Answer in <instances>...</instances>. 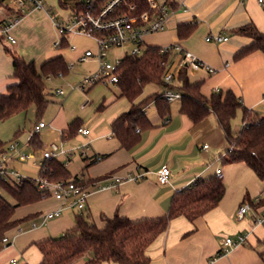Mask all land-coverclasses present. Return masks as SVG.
<instances>
[{
	"label": "crops",
	"instance_id": "crops-1",
	"mask_svg": "<svg viewBox=\"0 0 264 264\" xmlns=\"http://www.w3.org/2000/svg\"><path fill=\"white\" fill-rule=\"evenodd\" d=\"M7 1L2 4L7 14L0 19V23L2 26L13 23L10 34L16 39V43L12 44L0 32V37L3 38L0 41V48L3 46L6 52L9 48L4 43L16 46L15 52L27 62H34L35 58L47 54L58 34L61 35V39L63 38L54 24L56 19L52 14L54 5L52 1L57 4L60 18L58 21L61 23L71 16L81 2L75 0L69 5L63 0H48L45 9L28 11L16 21L21 11L15 0L9 3ZM174 1L178 6L168 20L167 29L158 34L168 35V38L162 43L164 45L159 47L178 44L216 70L210 73L206 68H201L194 70L192 80L189 76L192 82L202 83L201 91L204 96L210 98L214 92L232 91L245 108L264 117V53L257 51L242 59L236 58L239 52L254 41L250 36L238 33L240 28L254 24L261 33H264V9L258 1ZM182 2L185 4L184 7L181 5ZM10 3L13 5H9ZM194 23L197 25L195 32L189 38L180 40L179 26ZM36 32L39 37L32 47L39 56L34 57V54L28 53L27 48L30 49V35ZM212 34L229 39L219 44L208 42L207 37ZM150 36L145 38L147 46V38ZM55 45L59 46L57 43ZM8 55L7 52L5 54L0 52L1 95L7 94L9 87L17 83L13 78V59ZM175 57V54L171 57L170 67L172 69L176 65L177 72L180 69L182 55L177 54V59ZM164 92L163 89L161 93H156ZM120 99L124 98H118L117 94L103 104L102 111L111 109V113L106 120L102 118L95 124L96 128L99 127L97 132L88 129L90 131L88 136L78 134L89 143V148L93 143L103 141L91 154H88L89 148L87 149L88 152L85 153L88 158L85 159L87 174H78L86 181H95L87 187L89 196L83 214L99 227L105 226L104 216L112 218L119 215L132 220L162 218L169 213L177 192L190 187L198 180L218 176L217 172L220 171L226 185L223 200L216 208L194 222L185 217L173 219L168 230L148 249L151 264H264V222L259 224L257 221V217L264 216V181L260 180L245 163H226L223 168L222 165L212 166L206 162L205 154L211 149L208 140L212 135H220L218 125L219 130L217 128L215 133L214 124L209 119L195 125L188 116L180 113L181 102L179 107L174 108L175 110L172 109L171 103V115L165 121L152 103L146 107L145 112L153 128L141 132V142L132 150H126L113 135L115 120L130 109V103L125 105L123 102L126 100ZM149 110L151 113H148ZM68 128L62 131L63 142ZM204 145H208L209 148L204 149ZM20 152L22 153L21 149ZM68 155L67 151L64 156ZM98 156H101L102 160L96 161ZM224 157L223 153L220 154L219 161L224 163ZM25 162L14 160L11 166L15 168L16 164ZM163 167L170 168L172 172L168 184H161L158 179L157 172ZM142 174H145L142 179H128ZM109 176L119 177L124 181L116 188L101 187L106 185L104 179ZM244 205H248L250 210L240 217L239 211ZM25 208L24 215L15 216V219H23L30 215L35 217L31 220L32 225L29 229L21 230L18 226L8 232L10 246L13 244L15 248L17 246L19 248L18 256L11 258L9 264L11 260H15L17 264H40L42 254L34 245L35 242L63 236L75 227V217L79 213L77 210L64 209L61 216L43 222L41 215L63 208V204L52 197L27 205ZM33 224H36L35 228ZM14 230L16 231L13 233ZM25 234L30 236L20 242L19 238ZM240 235L246 237L245 244L218 255L224 250L225 239L236 240ZM93 256V253L87 254L80 264Z\"/></svg>",
	"mask_w": 264,
	"mask_h": 264
},
{
	"label": "trees",
	"instance_id": "trees-1",
	"mask_svg": "<svg viewBox=\"0 0 264 264\" xmlns=\"http://www.w3.org/2000/svg\"><path fill=\"white\" fill-rule=\"evenodd\" d=\"M5 0H0V5ZM172 8H177L174 0H165ZM81 3L77 8H81ZM148 9L145 0L141 1V10ZM197 25L185 24L178 28L180 40L189 38ZM2 23H0V32ZM238 33L250 36L253 43L244 48L236 56L242 59L254 52L264 53V33L254 24L240 28ZM66 33H63L58 48H66L69 43ZM0 37V41H2ZM159 46H147L141 55L126 54L118 67L119 82L116 85L118 98H124L130 103L128 112L121 114L114 122L113 135L120 146L132 150L141 142V132L153 128L145 109L154 103L159 116L163 120L171 115V103L163 94L154 93L140 99L145 86L155 84L165 91L171 90L181 94L180 113L188 116L195 125L206 121L211 115L222 131L228 144V155L224 163H245L256 176L264 181V117L248 110L241 100L232 92H214L210 98L202 94L201 82H192L187 67H182L175 74V82L168 84L164 76L170 71L172 54L161 53ZM13 59L14 75L17 83L8 89L5 95L0 94V121L28 111L33 105L38 113L43 112L49 104V92L45 79L51 76L65 75L69 65L63 56H58L38 67L35 62H27L16 52L6 49ZM165 62L168 66H162ZM102 105V109H103ZM241 110L243 128L237 137L231 130L233 118ZM81 128L77 121L69 125L65 137L68 139L77 135ZM31 145H39L38 133H32ZM6 144L0 142V152L5 151ZM39 178L51 182L75 181L83 188L89 187L95 181H86L78 175L72 176L69 169L59 159L44 160ZM106 177L104 180H106ZM0 190L7 192L15 204L7 201L0 194V252L3 250L2 240L11 230L23 222L32 220L30 215L23 219H15L16 209L31 205L49 197V193L38 188L36 180L26 178L20 183L0 182ZM226 194V185L218 176L206 180H198L190 187L177 192L172 200L169 213L158 219L132 220L115 215L112 218L103 217L104 227H99L90 220L83 210L75 217L76 225L61 237H50L35 242L42 254L40 264H78L87 254L93 253V258L83 264H151L147 252L150 245L164 234L173 219L185 217L191 222L206 215L216 208ZM10 246V244L8 245ZM220 252L218 255H222Z\"/></svg>",
	"mask_w": 264,
	"mask_h": 264
},
{
	"label": "rangeland",
	"instance_id": "rangeland-1",
	"mask_svg": "<svg viewBox=\"0 0 264 264\" xmlns=\"http://www.w3.org/2000/svg\"><path fill=\"white\" fill-rule=\"evenodd\" d=\"M11 0H8L9 3ZM75 0H63V2L72 5ZM82 1V0H81ZM162 2V0H157ZM54 4L52 9V14L56 21L60 20L58 14L59 9L55 1H52ZM9 5H13L10 3ZM50 6L48 5L47 8ZM6 10L3 5H0V19L6 15ZM65 23V21H64ZM161 33V32H160ZM151 35L147 38L148 46H163L168 35ZM39 37V34L36 32L30 35V49L27 48L29 54L36 55L33 43ZM69 45L66 48H58L55 43L59 44L61 41V35L58 34V37L55 42H52V49L47 52L44 56L40 58H35L34 62L38 67H41L46 61L53 59L58 56H63L66 62L69 65V72L65 75L51 76L45 79V84L47 91L49 92V104L47 108L38 113L36 106H32L28 111L19 113L10 117L5 121H0V142L6 144L7 147L11 142H16L19 145V148L22 150V153L29 157L25 163H18L13 169L19 171L22 176L31 179H39L40 171L42 168V155L43 152L50 148V145L55 143L60 145L63 140L62 131L68 128L73 122L77 121L80 123L81 128L90 129L92 132H97L99 127L96 128L95 124L101 121L102 118L107 119L110 115V110L102 111V105L108 100L113 98L118 94L116 85L114 84H105L97 83L96 85H88L85 90H81L79 86L83 83L84 79L88 76L96 73L100 68V62L96 57L85 59V54L87 51H91L93 54H98L97 43L94 38L86 35H79L74 33H69L67 35ZM9 49L13 52L16 51V46L9 45L4 43ZM130 47L125 45L121 48H113L108 52L107 61L113 65H116L117 59H123L126 54L130 53ZM0 52L6 53L5 49L0 48ZM176 55L177 53H173ZM7 55V54H6ZM9 56V55H8ZM174 61V58H172ZM176 65L172 68V71L176 70ZM194 70L189 69V76L191 80L194 77ZM62 89L65 92L64 96H59L56 94L57 90ZM163 88L155 84H149L145 86L143 94L140 99L147 98L150 95L156 92H162ZM116 99V98H115ZM113 99V100H115ZM126 100V99H120ZM125 105H129V102L126 100L123 102ZM120 105V102L118 103ZM180 101L175 100L172 102V109L179 107ZM175 110V109H174ZM148 113H151L149 110ZM242 112L233 118L231 122V130L234 137H237L242 128ZM209 121L213 122L214 133L216 132L217 123L214 116H210ZM43 122L46 125L45 129H42L38 133L39 145H31L29 140L31 134L33 133L34 127L36 124ZM219 130V128H218ZM210 138L209 145L211 149L206 152V162L209 165H222L223 168L227 165L226 163L219 161V155L227 156L228 144L225 140L223 133L220 131V135H212ZM86 141L81 139L80 135H75L71 138L64 140V148L69 152L68 156L61 155L59 159L71 172L72 176L85 173V153L87 148L85 147ZM103 141H97L93 143L88 154H91L93 149H97ZM71 155V156H70ZM70 156V157H69ZM0 194L10 203L15 204L14 200L10 197L7 192L1 191ZM26 212L25 206L19 207L16 209L15 216L20 217ZM32 221L23 222L19 228L21 230H27L31 227ZM16 230L13 231V233ZM29 234V233H28ZM25 234L19 238V241L26 240L30 235ZM17 244V242H16ZM15 244V245H16ZM19 248H15L12 244L11 246L4 247L0 252V264H9L11 258H15L19 254ZM81 261L78 263L80 264Z\"/></svg>",
	"mask_w": 264,
	"mask_h": 264
},
{
	"label": "built area",
	"instance_id": "built-area-1",
	"mask_svg": "<svg viewBox=\"0 0 264 264\" xmlns=\"http://www.w3.org/2000/svg\"><path fill=\"white\" fill-rule=\"evenodd\" d=\"M48 0H15V4L21 11L18 21L26 12L35 9H45ZM142 0H82L80 3L81 8H75L71 16L64 22L54 20V24L58 31L69 34L86 35L94 38L98 47V54L95 55L91 51H87L85 59L96 57L100 62L99 70L84 79L83 83L79 86L81 90H85L88 85H96L97 83L114 84L119 82L118 67L121 64L122 59H117L116 65H113L107 61L108 52L113 48H121L125 45L129 46L130 53L133 55H141L146 49L147 45L145 38L149 35L164 32L167 29V23L171 15L175 12L174 8L170 7L165 0L159 2L157 0H145L148 4L147 10H141ZM144 1V0H143ZM243 1V0H242ZM258 4L264 9V0H257ZM177 4V2L175 1ZM184 7V2L181 3ZM178 6V4H177ZM15 21V22H16ZM12 24H4L1 29V33L4 34L8 41L12 44L16 43V39L10 34ZM229 38L221 35H209L207 37L208 42L221 43L228 41ZM59 45V44H57ZM170 51L176 52L182 55V62L180 68L187 67L188 69L198 70L206 68L210 73H214L216 70L204 62L200 61L192 53L184 50L180 45L175 44L171 46H165L161 48V53L166 54ZM162 66H168L167 63L162 62ZM177 72L170 71L164 76V80L168 84L175 82V74ZM61 75V74H60ZM59 96H64L65 92L62 89L56 92ZM163 96L169 101L173 102L177 99H181V94L166 90ZM46 125L40 122L35 125L33 133H39L44 129ZM78 134L88 136L90 131L88 129L80 128ZM85 147L89 148V143L85 144ZM204 149H208V145L203 146ZM67 151L64 148V142L60 145L55 143L50 145V148L43 152V160H50L58 158L61 155H65ZM29 157L20 152L18 143L11 142L5 151L0 152V182L8 181L11 183H20L26 179L22 174L13 169L11 163L14 160L25 162ZM102 160L101 156L96 158V161ZM171 169L168 167L161 168L158 172V179L161 184H168L171 177ZM218 177L222 178L220 171L217 172ZM145 174L138 175L136 178L128 179H142ZM124 180L119 177L109 176L104 182L106 185L104 188H116L118 184ZM37 186L40 190L49 193V197H52L63 204V208L54 212H48L41 215L43 222H47L50 219H54L62 215L64 209L82 211L86 208L89 192L86 188L75 181L71 182H51L45 178L36 179ZM250 210L248 205H244L240 208L239 215H243ZM259 224L264 222V216L257 217ZM36 224H33V228ZM246 237L244 235L238 236L236 240L227 238L223 242L224 250L222 253H227L231 248L246 243ZM11 244V239L6 236L2 240L3 247H8ZM11 264H17L15 260H11Z\"/></svg>",
	"mask_w": 264,
	"mask_h": 264
}]
</instances>
